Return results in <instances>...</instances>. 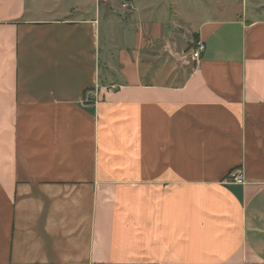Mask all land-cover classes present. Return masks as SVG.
<instances>
[{
  "label": "crops",
  "instance_id": "0c3cea01",
  "mask_svg": "<svg viewBox=\"0 0 264 264\" xmlns=\"http://www.w3.org/2000/svg\"><path fill=\"white\" fill-rule=\"evenodd\" d=\"M181 23L0 0V264H264V15Z\"/></svg>",
  "mask_w": 264,
  "mask_h": 264
},
{
  "label": "rangeland",
  "instance_id": "374dc122",
  "mask_svg": "<svg viewBox=\"0 0 264 264\" xmlns=\"http://www.w3.org/2000/svg\"><path fill=\"white\" fill-rule=\"evenodd\" d=\"M175 5V11L182 20L183 31L180 39L186 43L193 39L191 30L207 17H219L225 20L244 16L245 19L255 15H264V0H164ZM101 4V3H100ZM101 10L104 8L100 5ZM195 43V42H194ZM194 43L190 48H194ZM107 62V61H105Z\"/></svg>",
  "mask_w": 264,
  "mask_h": 264
},
{
  "label": "built area",
  "instance_id": "2783aa9c",
  "mask_svg": "<svg viewBox=\"0 0 264 264\" xmlns=\"http://www.w3.org/2000/svg\"><path fill=\"white\" fill-rule=\"evenodd\" d=\"M124 6L126 7L127 4H124ZM204 50H205V43L202 41H198L195 47L191 51V58L194 61H199ZM84 101L85 103H92V102H96V98H94L93 95L91 94L85 97ZM230 180L236 183H244V175L241 172H232L230 174Z\"/></svg>",
  "mask_w": 264,
  "mask_h": 264
},
{
  "label": "trees",
  "instance_id": "16d2710c",
  "mask_svg": "<svg viewBox=\"0 0 264 264\" xmlns=\"http://www.w3.org/2000/svg\"><path fill=\"white\" fill-rule=\"evenodd\" d=\"M194 40H195V45L197 44V42L199 41V36L198 34H194Z\"/></svg>",
  "mask_w": 264,
  "mask_h": 264
}]
</instances>
